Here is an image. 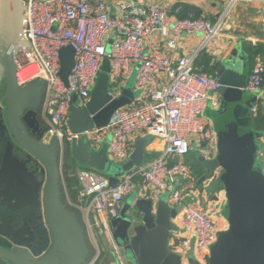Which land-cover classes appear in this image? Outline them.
Returning <instances> with one entry per match:
<instances>
[{"label": "built area", "instance_id": "obj_1", "mask_svg": "<svg viewBox=\"0 0 264 264\" xmlns=\"http://www.w3.org/2000/svg\"><path fill=\"white\" fill-rule=\"evenodd\" d=\"M191 1L121 0L118 17H113L108 0H22L24 44L15 49L14 78L18 88L43 84V118L47 123L43 140L48 144H70L84 137L95 150L106 144L108 159L122 165L129 160L135 136L144 134L164 142L156 159L121 177L115 187L96 171L75 172L77 201L91 232L95 227L99 234L110 236L109 221L118 216L119 205L136 188L146 201L168 193L170 204L181 207V236L171 237L172 250L180 256L181 264H188L191 252L199 264H208L210 249L221 232L218 223L195 205L182 203L177 183L188 169L169 161L188 155L191 137L204 143L215 158L217 132L203 120V113L208 105L218 110L215 91L219 85L215 76L197 70L195 61L219 37L235 6L264 4V0H207L222 8L215 21L185 11L183 6ZM196 35L201 41L193 54L171 56L183 37ZM261 41L264 43V20ZM161 43L164 51L157 49ZM66 47L75 52L67 85L59 76V52ZM104 60L110 65L111 101L119 98L123 80L136 66L134 91L140 103L114 110L104 126L73 134L67 127L70 109L82 108L90 99ZM263 77L264 64L255 65L242 91L254 97L262 88ZM261 171L264 175V166ZM89 215L95 217L93 225L88 222ZM96 252L85 264H99L98 249Z\"/></svg>", "mask_w": 264, "mask_h": 264}, {"label": "water", "instance_id": "obj_2", "mask_svg": "<svg viewBox=\"0 0 264 264\" xmlns=\"http://www.w3.org/2000/svg\"><path fill=\"white\" fill-rule=\"evenodd\" d=\"M22 14V0H0V86L4 84L6 92L7 122L21 147L45 166V215L54 237L51 254L58 256L53 264H85L89 249L84 241L66 237L56 211L59 181L55 158L57 144L55 141L49 145L42 143L45 130L41 128L33 108V98L42 96L43 84L34 82L18 88L15 82V49L24 44L21 38ZM74 56L71 47L59 52V76L65 85L74 66ZM109 73V62L104 60L90 99L84 107L72 106L70 109L67 127L71 133L104 126L114 110L126 106L127 101L122 99L111 101ZM215 77L219 85L215 91L219 98L215 123L217 154L211 160L202 158L201 161L210 178L215 170H222L220 181L225 192L228 228L218 235L211 247L208 264H264V175L255 162V140L258 136L251 127L253 114L250 111L256 99L244 94L243 77L231 68L230 63L216 64ZM122 96L129 100L134 97L128 89L122 91ZM149 140L150 137L137 138L128 162L122 165L108 159L106 144L95 150L84 137L74 140L70 143L74 161L71 175L78 168L93 170L107 177L110 187H115L121 177L143 164ZM173 216L174 211L166 201L154 207L152 202L140 200L111 221L108 228L117 261L119 259L120 264H181L180 256L169 247L174 231L170 222ZM67 218L69 220L70 215L67 214ZM0 243L4 245L0 247L1 260L8 264H28L23 253L13 248L9 241L0 238ZM188 264L199 263L188 259Z\"/></svg>", "mask_w": 264, "mask_h": 264}, {"label": "crops", "instance_id": "obj_3", "mask_svg": "<svg viewBox=\"0 0 264 264\" xmlns=\"http://www.w3.org/2000/svg\"><path fill=\"white\" fill-rule=\"evenodd\" d=\"M108 1L112 7V16L118 17L117 7L121 0ZM184 8L185 11H193L196 17H203L210 21H215L222 9L219 4L207 0H193L184 5ZM263 20L264 4L241 3L235 6L230 13L228 24L221 31L219 37L212 40L198 54L195 68L215 76L216 64L230 63L231 68L242 75L245 84L252 68L257 64H264V43L261 41ZM200 41V35L183 37L178 43L177 50L171 56L177 58L193 54L198 49ZM252 48H258L256 55L247 53V50L251 52ZM157 49L164 51L163 44H159ZM136 69V66L130 69L122 82V89L118 95V99L127 101L126 106L140 103L139 94L134 91ZM127 89L133 92L132 100L122 96V91ZM5 93V88L1 89L0 238L9 241L13 248L23 253L28 264H53L58 260V256L55 257L51 254L54 237L45 215L44 193L47 184L45 166L41 160L23 149L15 139L7 122ZM254 97L256 100L252 108L256 109V113L251 117V127L258 136L255 140L257 147L255 162L258 167H262L264 166V78L261 90ZM33 103L38 122L41 128L46 130L47 123L43 118V94L40 97H34ZM217 118V110L208 105L203 113V120L215 131ZM28 133L32 136L30 132ZM140 137H150L145 146L143 164H146L160 155L164 142L158 137L139 134L133 139V145L135 140ZM42 143L49 145L45 139H42ZM189 143L190 150L186 157L181 160L169 161L170 163L180 162L188 169L187 175L177 183L178 188L182 191V203H191L213 217L218 223L220 233H222L228 228L225 192L220 181L222 173L217 169L214 171L213 177L210 178L209 171L201 159L211 160L214 158L213 154L206 149L204 143L198 142L193 137L190 138ZM208 152L210 153L208 154ZM55 158L59 171L56 211L61 217L64 234L70 240L84 241L85 246L89 249L87 261L93 255L95 256L98 249L99 264H117V255L110 236L99 234L95 227L92 232L89 230L87 217L77 201V182L74 175H71L74 161L71 157L70 144H58ZM140 200L143 199L139 196L138 188H136L131 195L123 199L118 207L116 218ZM161 201H166L169 208L174 211V216L170 220L172 228H174L172 236H179L181 233L178 222L181 216V207L170 204L168 193L157 194L155 200L150 202L155 207ZM67 214L70 215L69 220ZM115 219L110 220L109 223ZM94 221L95 217L89 215L88 222L93 225ZM170 241L169 247L172 249ZM0 247L3 248L4 245L0 243ZM188 259L195 260L194 253L191 252ZM0 264L8 263L0 259Z\"/></svg>", "mask_w": 264, "mask_h": 264}, {"label": "trees", "instance_id": "obj_4", "mask_svg": "<svg viewBox=\"0 0 264 264\" xmlns=\"http://www.w3.org/2000/svg\"><path fill=\"white\" fill-rule=\"evenodd\" d=\"M184 7V6H183ZM247 53H249L250 55L252 54V55H256V53H258V48H252V51L251 52H249L248 50H247ZM208 75H210V74H208ZM264 78V77H263Z\"/></svg>", "mask_w": 264, "mask_h": 264}, {"label": "rangeland", "instance_id": "obj_5", "mask_svg": "<svg viewBox=\"0 0 264 264\" xmlns=\"http://www.w3.org/2000/svg\"><path fill=\"white\" fill-rule=\"evenodd\" d=\"M110 43L108 44V46L106 47V51L107 52H109L110 51ZM4 88V84H2L1 86H0V91H1V89H3ZM137 94V93H136ZM117 165V164H116ZM209 261V260H208Z\"/></svg>", "mask_w": 264, "mask_h": 264}]
</instances>
